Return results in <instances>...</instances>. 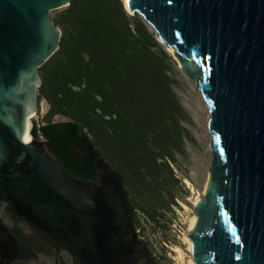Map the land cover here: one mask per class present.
<instances>
[{
  "label": "water",
  "instance_id": "water-1",
  "mask_svg": "<svg viewBox=\"0 0 264 264\" xmlns=\"http://www.w3.org/2000/svg\"><path fill=\"white\" fill-rule=\"evenodd\" d=\"M71 0H0V202L73 264H153L120 179L67 170L40 133L41 68L60 48L50 12ZM210 111L204 199L189 224L194 264H264V0H127ZM33 100L35 115L26 111ZM2 264L18 245L0 221Z\"/></svg>",
  "mask_w": 264,
  "mask_h": 264
},
{
  "label": "trees",
  "instance_id": "trees-1",
  "mask_svg": "<svg viewBox=\"0 0 264 264\" xmlns=\"http://www.w3.org/2000/svg\"><path fill=\"white\" fill-rule=\"evenodd\" d=\"M52 21L62 31L60 48L39 68V104L49 106L40 120L46 146L84 179H96L101 160L120 179L130 210L170 229L167 214L182 209L187 178L175 167L176 156L186 155L188 114L174 89L173 57L123 0H71ZM20 230V254L35 259L23 241L32 236ZM149 256L153 264L166 257Z\"/></svg>",
  "mask_w": 264,
  "mask_h": 264
},
{
  "label": "rangeland",
  "instance_id": "rangeland-1",
  "mask_svg": "<svg viewBox=\"0 0 264 264\" xmlns=\"http://www.w3.org/2000/svg\"><path fill=\"white\" fill-rule=\"evenodd\" d=\"M63 9L64 8L51 11L50 18L53 19L58 16ZM165 50L169 53L167 48H165ZM170 55L173 57L171 53ZM174 61L177 65V84L175 85L174 89L179 101L181 102V105L188 114L187 122H182V125L185 128L183 133L185 136L184 149L186 155L176 156V173L179 177H187L190 179L196 190L202 194L205 183L208 179V169L212 160V155L209 148L211 134L209 137H207L206 132L210 131L208 127L206 128V131V129L202 126L203 108L201 102L202 100L200 99L202 93L198 88L197 83L190 80L179 68L178 62L175 59ZM48 107V103L45 100L40 102L37 111V117L39 120H41L42 116L46 114ZM185 181L186 178L182 181L185 187L182 190L183 193L179 194V197L182 199V209L179 210L177 216H173L171 213L167 214L168 219L173 218L170 229L166 230L161 226H157L153 221L149 222L147 217L141 212L138 214V216L142 218L141 221L143 224V235L145 238H147L150 246L153 249V252L158 254L164 253L166 255L165 259H163L164 264H176L174 257L171 255V245H180L184 249L186 248L184 245H182L181 241V235L185 227L180 216V211L184 212L185 206L192 208L191 199L193 194L190 187L185 184ZM202 199H204V195L202 196ZM0 216L8 226H12L11 221L8 219L7 215L2 213V211H0ZM21 227L22 229L28 231L27 227L24 225H21ZM24 264H55V261L54 257L47 259L43 255L37 254V257L34 260L26 261ZM61 264H73L72 258L68 253H63V260Z\"/></svg>",
  "mask_w": 264,
  "mask_h": 264
},
{
  "label": "bare ground",
  "instance_id": "bare-ground-1",
  "mask_svg": "<svg viewBox=\"0 0 264 264\" xmlns=\"http://www.w3.org/2000/svg\"><path fill=\"white\" fill-rule=\"evenodd\" d=\"M125 8H127V0H123ZM169 53L173 54L174 53V49L173 48H167ZM202 93V92H201ZM203 97V94L200 96V99L202 100V108H203V120H202V126L206 129L208 127V122L210 119V111L208 109L207 103ZM204 99V101H203ZM26 111L29 115H35V105L33 100L31 99L26 106ZM207 131V129H206ZM211 133L210 132H206L207 137H209ZM186 185H188L190 187V189L192 190V194L193 197L191 199L192 202V208L185 206V211L182 212L180 211V216L182 218L183 221V225H184V231L182 232L181 235V241H182V245H184L186 248L184 249L183 247H181L180 245H171L170 246V251H171V255L174 257V260L176 262V264H194V259L192 256V241L190 240L189 236V224L192 220V218L195 216L196 218H198L197 214L194 211V207L195 205L202 200V196L205 195L206 193V189H207V183H208V179L205 183L204 186V190L203 193L201 194L200 192H198L196 190V188L194 187L193 183L191 182L190 179L186 178L185 181Z\"/></svg>",
  "mask_w": 264,
  "mask_h": 264
},
{
  "label": "flooded vegetation",
  "instance_id": "flooded-vegetation-1",
  "mask_svg": "<svg viewBox=\"0 0 264 264\" xmlns=\"http://www.w3.org/2000/svg\"><path fill=\"white\" fill-rule=\"evenodd\" d=\"M0 211H2L3 214L7 215L8 219L11 221L12 226H8L6 224V222L2 219V217L0 216V221L2 222V224L9 230L10 234L15 238V240L17 241L15 235H17L22 229L21 225H24L25 227H27L28 231L23 229V234H27L32 236L31 238H28V240L23 239V241H25L26 243L29 244V247L32 248V250L40 255H43L44 257H46L47 259H50L51 257H54V261L55 264H61L62 260H63V253L60 254H56L53 252V250L49 249V248H44V246H39L37 245L36 241H34L33 237H36V235L34 234V232L32 231V229L26 225L24 222H22L21 220L15 218L14 216H12V214L10 213V211L8 210L7 206L5 203L0 202ZM133 213V212H132ZM17 219V220H16ZM142 218H140L138 216V212L133 213V217H132V223L135 226L139 236L145 241L146 245H147V249H148V253L151 252L152 255L154 256V252L152 247L150 246L147 238H145V236L143 235V224H142ZM149 222L150 220L147 219ZM17 245H18V259L11 261L8 264H24L26 261H31L34 260L32 258H26L25 256L20 254V250H19V243L17 241ZM46 247V246H45ZM3 261V255L0 252V264H2Z\"/></svg>",
  "mask_w": 264,
  "mask_h": 264
},
{
  "label": "built area",
  "instance_id": "built-area-1",
  "mask_svg": "<svg viewBox=\"0 0 264 264\" xmlns=\"http://www.w3.org/2000/svg\"><path fill=\"white\" fill-rule=\"evenodd\" d=\"M138 214H139V211H138ZM154 253H155V255H157V256L161 255V254H158V253H156V252H154Z\"/></svg>",
  "mask_w": 264,
  "mask_h": 264
}]
</instances>
